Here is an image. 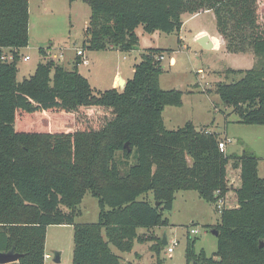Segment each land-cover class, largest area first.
Segmentation results:
<instances>
[{
    "label": "trees",
    "instance_id": "16d2710c",
    "mask_svg": "<svg viewBox=\"0 0 264 264\" xmlns=\"http://www.w3.org/2000/svg\"><path fill=\"white\" fill-rule=\"evenodd\" d=\"M80 1L91 10L83 32L87 51H132L138 26L146 32H179L183 15L211 11L225 51L257 58L251 68H229L242 77L218 84L216 92L240 123L264 125V24L259 20L264 0ZM28 24L29 0H0V56L8 49L13 57L0 60V251L22 254L7 264H44L49 225L73 227L71 264H121L112 247L129 252L142 240L139 227L168 226L164 212L181 190L197 191L211 204L216 190L225 199L233 190V204L224 206L213 226L217 258L196 252V239L187 233V264H264L259 158L250 150L221 152L220 134L191 121L166 128L164 108L181 106L183 96L179 89L160 86L159 56L166 50L147 49L122 89L96 92L77 70L80 58L67 69L45 58L43 47L34 73L18 80ZM134 151L135 163L123 172L117 153L128 161ZM231 170L239 179L235 187ZM87 192L98 200V220L76 223ZM162 246L160 238L151 247L153 264H161Z\"/></svg>",
    "mask_w": 264,
    "mask_h": 264
},
{
    "label": "rangeland",
    "instance_id": "374dc122",
    "mask_svg": "<svg viewBox=\"0 0 264 264\" xmlns=\"http://www.w3.org/2000/svg\"><path fill=\"white\" fill-rule=\"evenodd\" d=\"M29 6V41L21 51L28 54L30 60L24 61L21 55L17 63L19 68L17 78L21 80L28 77L27 73L35 68L37 62L43 61L38 52L39 47H43L44 51L49 50L50 57L48 58L63 67L67 69L76 67L75 60L74 63H69V66L64 61L73 60L77 47L83 49V32L91 13L89 5L80 0L72 2L69 0H29ZM261 9L264 11V5H261ZM259 20L264 24V15L263 19L259 15ZM182 22L179 32L170 33L146 32L142 26H138L136 34L139 41L136 49L132 51L85 50L92 64L86 67L79 63L78 71L90 75V83L96 92L103 91L110 88L114 69H120L125 75L130 74L133 64L141 60L142 54L147 49L154 47L165 49L168 57L162 60L163 72L159 77L160 86L166 90L179 89L183 93L181 106H166L163 111L167 129H177L187 121H191L198 129L207 127L219 133L222 140L226 139L222 136H226L228 145L225 153L240 155L243 150H250L259 158L260 173L263 176L264 125L240 123L239 115L234 108L226 104L216 92L218 84L237 81L242 77L240 73H231L229 68H251L257 58L247 52L227 53L224 48L218 50L203 48L194 36L199 29L206 27L211 32L212 38L218 35L213 14L210 12H201L197 15L185 14ZM179 36L181 41H179ZM59 45L63 46L61 50H59ZM60 53L61 58L58 56ZM170 57L175 59V64H169ZM117 156L119 165L125 172L130 164L135 163L136 152H133L128 161L122 158L120 152ZM235 177L234 187L237 186L239 180L237 172L232 171L230 179ZM186 191L177 192L172 209L164 212V217L169 221L168 226L151 229L139 227L137 232L142 240L141 242L134 241L133 248L129 252L121 253L112 247L114 252L121 255V264L155 263L156 256L151 247L162 238L164 233L168 242L177 240L178 245L169 254L168 245L163 244L159 253L161 264H187L185 249L187 233L192 224L199 229V233L190 235L191 239H196L195 251L203 250L208 257L217 258L214 255L217 250V236L212 233V230L219 221L220 215L214 205L203 200L198 192ZM150 196L151 194L147 195L148 198ZM232 196L233 190L228 200L226 198L225 206L233 204L230 200ZM143 197L145 196H141L140 199ZM78 210L76 223L96 222L100 211L97 198L87 192L78 205ZM73 245L71 225H49L46 231L45 251L49 253L50 258L47 259L46 264H71ZM58 251L62 252L60 262H55L54 255Z\"/></svg>",
    "mask_w": 264,
    "mask_h": 264
},
{
    "label": "crops",
    "instance_id": "0c3cea01",
    "mask_svg": "<svg viewBox=\"0 0 264 264\" xmlns=\"http://www.w3.org/2000/svg\"><path fill=\"white\" fill-rule=\"evenodd\" d=\"M204 12H210V13H212L211 11H204ZM29 13H30V6H29ZM203 13V12H202ZM199 14V13H198ZM195 15H197V14H195ZM30 16V15H29ZM89 20V19H88ZM87 25H88V21H87ZM87 25H86V27H87ZM85 27V28H86ZM155 32V31H154ZM211 32L208 30V29H206V27H203V29H199L196 33H195V39L197 40V38H199L200 36H202V35H204V34H209V36H210V39H211V41L213 42V47L211 48V49H214V50H218V49H222V48H224L223 47V43H222V40L220 39V37L217 35V37H213L212 38V35L210 34ZM179 41H181V37L179 36ZM51 45V44H50ZM60 47H59V50H61L62 48H63V46L62 45H59ZM65 47V46H64ZM76 49H79L78 47L76 48ZM76 49H75V52H74V58H73V60H71V59H67L66 61H64V63H66V65H68L69 66V63H74V60H79V57L78 56H76ZM22 50V49H21ZM20 50V54L22 55V56H25V55H28V54H25V53H23L22 51ZM9 50L8 49H6L4 52H8ZM116 51H118V50H116ZM84 53H86V51L84 50ZM87 54V53H86ZM85 54V56H86V58H87V60H88V64L86 65V67H89V66H91V64H92V60H91V58H90V56L88 57L87 55ZM42 56V55H41ZM59 57L61 56V53L58 55ZM168 57V56H167ZM42 58H44L43 56H42ZM61 58V57H60ZM125 58V57H124ZM123 58V59H124ZM171 58V60H169V64L170 65H173V64H175V59L173 58V57H170ZM94 59V58H93ZM30 60V59H29ZM63 60V59H62ZM61 60V61H62ZM28 61V60H27ZM39 62H37V64H38ZM36 64V65H37ZM134 65V64H133ZM19 69V68H18ZM35 69H36V66H35V68H33V70L32 71H30V72H28L27 73V75L29 76V75H31V74H33L34 73V71H35ZM69 69H71V68H69ZM77 70H78V65H77ZM115 71H113V75H112V77H111V80H110V88L111 87H116V88H118V89H121V88H119L118 87V85H117V78L118 77H121L125 82L128 80V79H130L132 76H133V68H132V73H130V74H124V73H122V71L120 70V69H114ZM81 73V72H80ZM82 74V73H81ZM83 76H85L87 79H88V81H89V83L91 82L90 81V75H87V74H82ZM19 80V79H18ZM90 85H91V83H90ZM92 86V85H91ZM93 88V87H92ZM166 108V107H165ZM165 108H164V110H165ZM162 115H163V113H162ZM163 120H164V124H165V119H164V116H163ZM165 126H166V124H165ZM166 128H167V126H166ZM209 130H211V129H209ZM211 131H213V130H211ZM222 137H224V138H226L225 140H227V137L226 136H222ZM229 141V140H228ZM227 143H226V147H227ZM260 168H261V165H260V161L258 162V174H259V176L260 177H264V175L262 176L261 175V173H260ZM237 172V171H236ZM232 175V170L230 171V176ZM233 176H235V175H233ZM231 180H233V182H235L236 181V177L234 178V179H231ZM239 180V179H238ZM194 191V190H193ZM177 192H179V191H177ZM177 192H176V194H175V199H174V202H173V205H174V203H175V201H176V195H177ZM186 192H190V191H186ZM197 192V191H196ZM232 192V190H230L225 196H226V198H227V200H228V198H229V195H230V193ZM199 195V194H198ZM189 198V197H188ZM192 199H193V197H191ZM166 240H167V238H166ZM45 254H48L49 255V253H47L46 251H45ZM61 254H62V252H61ZM50 256V255H49ZM208 257V256H207ZM50 258V257H49ZM47 263V259H44V264H46ZM129 264H134V263H131V262H129Z\"/></svg>",
    "mask_w": 264,
    "mask_h": 264
},
{
    "label": "built area",
    "instance_id": "2783aa9c",
    "mask_svg": "<svg viewBox=\"0 0 264 264\" xmlns=\"http://www.w3.org/2000/svg\"><path fill=\"white\" fill-rule=\"evenodd\" d=\"M49 52H50L49 50H45L44 51V57L45 58L50 57V53ZM76 56H78L80 58V63H82L84 65L88 64V60H87V58L85 56V53H84L83 49H81V48L76 49ZM166 56L167 55L165 53H163L162 55L159 56V59L162 61V60H164L166 58ZM12 59H13V57H12V54H11L10 51L3 52V54L0 56V60H2V61L10 62ZM29 59H30L29 55L23 56V60L24 61H27ZM169 60H171V58ZM226 143H227V140H222V139L218 142V147H219L220 151L223 152V153L226 152ZM215 196H216V201H215V203L213 205H214L215 210L217 211V213L220 214L222 209L224 208V206L226 204V199H225V197L220 196V191L219 190H216ZM197 233H199V229L192 225V227L189 228L188 234L189 235H194V234H197ZM166 244L168 245L167 246V252L169 254H171L174 251V248L178 245V241L177 240H172V241H169V242L167 241ZM49 257L50 256L48 254H44V259H48Z\"/></svg>",
    "mask_w": 264,
    "mask_h": 264
},
{
    "label": "water",
    "instance_id": "95a60500",
    "mask_svg": "<svg viewBox=\"0 0 264 264\" xmlns=\"http://www.w3.org/2000/svg\"><path fill=\"white\" fill-rule=\"evenodd\" d=\"M196 41L205 49H211L213 47V42L211 41L209 34H204L200 36L199 38H197ZM118 81H119L118 87L122 89L125 86L126 82L121 77L118 78ZM124 148H127L128 151L130 150L128 148V143L124 145ZM156 205H158V203H156ZM212 233L215 236L218 235V231L215 229L212 230ZM162 243L163 244L167 243L165 233L162 236ZM259 245L260 247L263 246L264 242H261ZM21 255H22L21 253L15 252L13 248L10 249L9 251H0V264L16 262L21 257ZM60 257H61V252L60 251L56 252L54 255V261L60 262ZM198 264H205V263L200 262Z\"/></svg>",
    "mask_w": 264,
    "mask_h": 264
},
{
    "label": "bare ground",
    "instance_id": "6f19581e",
    "mask_svg": "<svg viewBox=\"0 0 264 264\" xmlns=\"http://www.w3.org/2000/svg\"><path fill=\"white\" fill-rule=\"evenodd\" d=\"M118 78H119V77H118ZM118 78H117V85L119 84Z\"/></svg>",
    "mask_w": 264,
    "mask_h": 264
}]
</instances>
